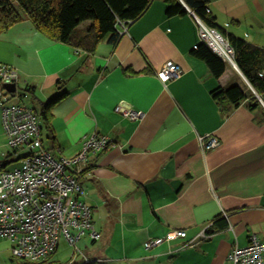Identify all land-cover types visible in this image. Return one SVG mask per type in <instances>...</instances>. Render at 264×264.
<instances>
[{
    "label": "crops",
    "instance_id": "0c3cea01",
    "mask_svg": "<svg viewBox=\"0 0 264 264\" xmlns=\"http://www.w3.org/2000/svg\"><path fill=\"white\" fill-rule=\"evenodd\" d=\"M204 1L227 37L264 47V0ZM167 8L154 0L116 44L104 39L90 54L54 40L28 18L0 31V62L28 80L27 103L41 122L44 148L69 158L94 133L112 143L90 153L80 175L100 238L84 237L62 262L233 264L228 255L235 246L248 245L253 234L264 240V109L242 102L223 114L213 92L244 86L245 75L225 60L216 77L191 54L201 43L191 8L178 15ZM167 63L179 64L182 74L163 82L157 73ZM121 102L145 115L126 117L116 111ZM208 133L221 144L203 151L199 136ZM19 154L7 145L0 108V170L15 166ZM221 214L227 227L202 237ZM173 229L187 236L144 247ZM191 240L197 243L185 246ZM16 260L12 243L0 238V264Z\"/></svg>",
    "mask_w": 264,
    "mask_h": 264
},
{
    "label": "built area",
    "instance_id": "2783aa9c",
    "mask_svg": "<svg viewBox=\"0 0 264 264\" xmlns=\"http://www.w3.org/2000/svg\"><path fill=\"white\" fill-rule=\"evenodd\" d=\"M193 15L199 23L201 42L237 67L235 49L229 38L217 28L205 24L194 12ZM122 27V32H127L125 23ZM181 74L182 68L176 63H167L157 73L163 82ZM11 84L15 85L14 90L6 87ZM29 97L28 80L20 76L15 66L0 62V108L7 145L11 151L20 152L15 166L0 170V238L12 243V253L20 259H47L58 249L62 237L73 246L76 255L78 244L84 237L92 241L100 238L80 175L89 154L101 153L112 143L108 136L94 133L84 141L78 155L56 157L43 146L41 122L26 101ZM116 111L130 119L145 115L142 110H135L122 102ZM199 142L203 151L221 144L219 137L211 133L200 135ZM186 236L185 229H173L164 236L149 238L144 247L149 250ZM208 236V233H202V237ZM195 243L196 240H191L185 246ZM263 254L264 240L253 234L249 244L235 246L228 259L233 264H263Z\"/></svg>",
    "mask_w": 264,
    "mask_h": 264
},
{
    "label": "trees",
    "instance_id": "16d2710c",
    "mask_svg": "<svg viewBox=\"0 0 264 264\" xmlns=\"http://www.w3.org/2000/svg\"><path fill=\"white\" fill-rule=\"evenodd\" d=\"M183 1L205 24L220 30L216 17L206 1ZM153 2L154 0H0V31L8 30L28 18L40 31L54 40L68 43L90 54L95 52L97 45L104 39L116 44L123 33L122 23L129 26L131 22L145 14ZM165 2L169 15L188 13L181 0ZM228 38L235 49V61L253 89L246 82L244 86L233 83L216 89L213 92L214 97L224 115L242 102H248L252 110L258 107L264 109L259 98L260 96L264 102V47L232 34ZM191 54L205 61L216 77H220L226 70V61L204 42L197 44ZM59 99L60 97H56L49 101L45 109L52 108ZM44 116L47 122L49 120L47 110ZM226 227L227 217L221 214L214 219L207 233L211 235ZM54 253L42 261L19 258L20 264L72 263L56 259Z\"/></svg>",
    "mask_w": 264,
    "mask_h": 264
},
{
    "label": "rangeland",
    "instance_id": "374dc122",
    "mask_svg": "<svg viewBox=\"0 0 264 264\" xmlns=\"http://www.w3.org/2000/svg\"><path fill=\"white\" fill-rule=\"evenodd\" d=\"M28 99H26L27 101ZM85 240V239H83ZM79 244H81V242H79ZM80 246V245H79ZM72 252H74V248L72 245H69L66 240L62 237L60 239V248L58 249V256H56L55 258L58 260H63L65 259L68 255H71ZM16 262H21L19 258H16ZM64 261V260H63Z\"/></svg>",
    "mask_w": 264,
    "mask_h": 264
},
{
    "label": "water",
    "instance_id": "95a60500",
    "mask_svg": "<svg viewBox=\"0 0 264 264\" xmlns=\"http://www.w3.org/2000/svg\"><path fill=\"white\" fill-rule=\"evenodd\" d=\"M182 1V3L185 5V6H187L188 7V5L183 1V0H181ZM193 13V12H192ZM238 67V66H237ZM238 69H239V67H238ZM240 70V69H239ZM244 78H245V76H244ZM245 80L247 81V83L250 85V87L252 88V85L248 82V80H247V78H245ZM6 87L8 88V89H10V90H14L15 89V85L14 84H11V85H6ZM253 89V88H252Z\"/></svg>",
    "mask_w": 264,
    "mask_h": 264
},
{
    "label": "bare ground",
    "instance_id": "6f19581e",
    "mask_svg": "<svg viewBox=\"0 0 264 264\" xmlns=\"http://www.w3.org/2000/svg\"><path fill=\"white\" fill-rule=\"evenodd\" d=\"M210 47V46H209ZM211 48V47H210ZM215 52V51H214ZM3 239V238H2Z\"/></svg>",
    "mask_w": 264,
    "mask_h": 264
}]
</instances>
